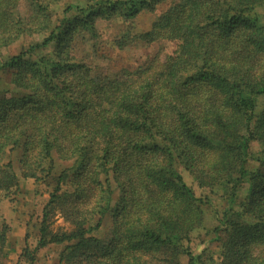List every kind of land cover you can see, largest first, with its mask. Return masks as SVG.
Masks as SVG:
<instances>
[{"label":"trees","instance_id":"1","mask_svg":"<svg viewBox=\"0 0 264 264\" xmlns=\"http://www.w3.org/2000/svg\"><path fill=\"white\" fill-rule=\"evenodd\" d=\"M83 1L0 0V200L45 195L33 250L62 246L55 264H264V0ZM99 20L120 23L117 51L176 48L105 71Z\"/></svg>","mask_w":264,"mask_h":264},{"label":"rangeland","instance_id":"2","mask_svg":"<svg viewBox=\"0 0 264 264\" xmlns=\"http://www.w3.org/2000/svg\"><path fill=\"white\" fill-rule=\"evenodd\" d=\"M76 3L77 5H82L83 0H65L64 4ZM165 5L159 6L158 11H162ZM64 6H61L58 9V12L61 14V10ZM155 12H143L139 14L134 20L132 28L134 31H141L148 29L151 22L156 17L155 15L158 11ZM120 23L114 21H98V28L101 34L98 49L102 53L103 58L100 59L98 54V59L95 60V63L105 71L116 72L121 67H135L136 65L142 63L145 59L157 56L159 59H162L163 55L170 54L176 48L177 42L171 40H162L157 41L151 44H137L135 46L126 48L122 51L115 50L110 40L111 38L119 31L121 26L118 28ZM39 39V37L29 38L27 41H21L12 45L9 49L11 54L16 53L21 44L32 42ZM12 164L16 170V173L19 174V168L17 161L12 158ZM183 177L185 181L190 184L197 196H200L201 189L197 185L193 184L190 175L183 171ZM22 187L28 190L34 188V183L32 179H26L22 181ZM15 192V190H14ZM23 193L15 192L10 193L7 197L1 193L0 200V233L3 232L5 236L4 243H1L0 239V264H55L58 259L59 252L62 246L49 245L45 248H40L38 251L33 250L35 247V223L38 222L39 215L41 213V198L43 199L45 195L37 196L32 194H27L24 197H20ZM41 197V198H40ZM213 204L217 205V208H221V200L219 197L213 198ZM31 205H35L36 210H32ZM214 217L212 208H206L204 213V226L206 230H203L200 234L204 236V239H208L211 249H215L217 242L212 234L209 233V230L213 227ZM70 225L64 223L61 217L55 218L54 228L64 227L68 228ZM209 228V229H207ZM29 233V237L25 235ZM99 234V233H98ZM196 241L199 242L201 239L197 233L194 234ZM210 238V239H209ZM25 248H28L29 255H32V262L26 258L24 251ZM184 262V260H182Z\"/></svg>","mask_w":264,"mask_h":264}]
</instances>
